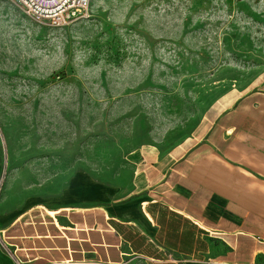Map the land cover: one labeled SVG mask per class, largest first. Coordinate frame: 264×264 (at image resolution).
<instances>
[{
	"label": "rangeland",
	"instance_id": "1",
	"mask_svg": "<svg viewBox=\"0 0 264 264\" xmlns=\"http://www.w3.org/2000/svg\"><path fill=\"white\" fill-rule=\"evenodd\" d=\"M263 81L264 0H90L64 28L0 0L7 163L53 188L78 172L127 188L131 153L189 148Z\"/></svg>",
	"mask_w": 264,
	"mask_h": 264
},
{
	"label": "crops",
	"instance_id": "2",
	"mask_svg": "<svg viewBox=\"0 0 264 264\" xmlns=\"http://www.w3.org/2000/svg\"><path fill=\"white\" fill-rule=\"evenodd\" d=\"M219 106L189 148L131 153L125 189L18 174L0 132V264H264V81Z\"/></svg>",
	"mask_w": 264,
	"mask_h": 264
},
{
	"label": "built area",
	"instance_id": "3",
	"mask_svg": "<svg viewBox=\"0 0 264 264\" xmlns=\"http://www.w3.org/2000/svg\"><path fill=\"white\" fill-rule=\"evenodd\" d=\"M25 13L38 22L54 28H64L85 19L90 0H17ZM17 264L21 262L17 259Z\"/></svg>",
	"mask_w": 264,
	"mask_h": 264
}]
</instances>
